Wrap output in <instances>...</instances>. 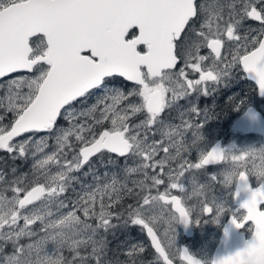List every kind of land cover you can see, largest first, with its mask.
Returning <instances> with one entry per match:
<instances>
[{
    "label": "snow or ice",
    "instance_id": "snow-or-ice-1",
    "mask_svg": "<svg viewBox=\"0 0 264 264\" xmlns=\"http://www.w3.org/2000/svg\"><path fill=\"white\" fill-rule=\"evenodd\" d=\"M201 14L204 19L197 29L194 21ZM245 21L259 22L260 27L249 28L241 35ZM226 44H231L228 56L222 54ZM203 48L210 50L207 55L201 54ZM236 67L255 80L264 95V0H228L219 6L197 4V0H0V90H3L0 109H4L0 115V150L19 157H26L31 150L35 160L30 180L20 176L8 182L11 198L4 194L8 189H0V240L10 241L15 248L12 255L3 258V264H64L63 256L53 259L40 255L49 242L59 251L63 239L57 240L50 234L43 218L37 217L36 209L28 210V206L44 195L55 194L45 191L46 184L40 185L37 170L46 169L66 147L74 149L72 159L77 168L97 155L108 154L112 160L124 158L126 165L129 157L137 156L142 163L126 171L140 172L135 183L143 195L125 206L123 212L113 214L104 208L103 191L99 208L92 194L91 208H73L61 223L65 226L80 223L79 212L85 218L98 220L97 227L106 232L114 226V218H123L126 224L146 231L157 259H162L163 264H174L167 249L175 246V238L169 239L165 246L158 225L163 224V235L167 237L175 232L171 224L177 214L187 226L189 213H193V208L181 196L171 194V190L185 193V174L206 170L209 165L226 162L242 168V182L237 185L236 195L242 189L250 192V197L240 205L246 211L241 214L238 209L226 208L216 201L210 203L205 198L198 214H211L215 222L225 211L231 212V224L238 229L246 222L252 223L253 238L246 247L214 262L238 264L237 257H246L264 234V220L260 219L264 218V173L260 178L253 174L258 181L255 189L248 186V173L264 166V149L259 153L261 165L253 164L250 171L248 161L257 155L254 150L234 155L229 161L223 155L226 150L217 145L202 152L196 162H189L183 156L188 151L184 147V132L195 128L194 135L199 140L200 125L183 121L169 131L159 127L164 124L160 117L165 109L192 93L208 95L210 85H218ZM189 71L198 78H189ZM114 78L135 86L127 91L123 87H110ZM94 91H103L104 95L90 108L77 111L74 103ZM190 111L195 114L197 108L193 106ZM9 113L12 120L4 124ZM137 116L143 119L130 123ZM81 118L87 119L79 122ZM61 119L68 122L67 127L59 126ZM158 131L162 139H150L149 134L155 136ZM40 133L47 135L34 140ZM177 136L179 141L175 139ZM19 137L27 138L14 142ZM49 139L54 140L55 150L42 155ZM161 153L163 157L158 159ZM38 155L39 160L35 159ZM15 171L13 168L12 172ZM52 179L55 181L56 177ZM217 179L210 176L211 181ZM4 182L5 176L0 172V183ZM117 182L113 174L107 188L118 192ZM190 182L198 183L195 176ZM161 185H166L163 192L159 191ZM204 188V184H199L196 191L204 195L200 191ZM153 189L157 190L155 195ZM64 191L63 185L57 187V193ZM120 203L117 199L116 205L110 203L108 207ZM21 220L23 226L18 227ZM37 222L43 227V235L32 240L37 233L31 226ZM6 226L9 231H2ZM23 238L31 242L21 245L19 241ZM85 243L73 241L68 246L75 253L73 259L79 258L81 264H87L89 259L102 264L99 253L106 248V239L93 238L92 252L87 257L76 251ZM137 248L144 251L142 246L134 245L128 256L133 257ZM177 251L181 261L200 264L186 249ZM33 252L37 254L35 260L31 258ZM132 264H136L135 260Z\"/></svg>",
    "mask_w": 264,
    "mask_h": 264
},
{
    "label": "rangeland",
    "instance_id": "rangeland-1",
    "mask_svg": "<svg viewBox=\"0 0 264 264\" xmlns=\"http://www.w3.org/2000/svg\"><path fill=\"white\" fill-rule=\"evenodd\" d=\"M197 4L204 3L206 6L211 5H225L228 0H197ZM227 15V9L225 8V16ZM204 15L201 14L199 18L194 21V25L199 29L200 23L203 22ZM260 25L258 22L254 21H245L242 28L240 29V34L243 35L249 28L257 29ZM255 34V33H253ZM191 35V33H189ZM231 47V44H226L225 53L227 48ZM201 54L207 55L203 49H201ZM210 63V61L206 62ZM235 76L240 78V81L244 82V95L243 102L238 103L236 100L237 93L233 92L226 95L221 101L222 109H218V112L224 113L218 123L219 117L218 113L215 110L217 103L204 102L206 106L203 110H197V113H191V107L195 106L194 97L189 95L185 98V102L182 100L177 101L171 108L165 109L161 114L160 119L164 124L160 125L162 131L171 130V126H180L183 121H187L193 125H200L199 127V136L200 139L197 140L194 135L195 128L189 129L184 132V147L188 148V151L183 154L184 159L189 162H196L200 157L202 152L210 150L212 146L217 141H223V138L227 135V140L223 143L224 158L231 161L232 157L242 156L245 152L255 151L257 153L256 157L253 160L248 161V171L253 167L261 165L262 161L259 159V153L261 149H264V138L258 133H246L244 134L238 130H232L231 126L235 118L243 112L249 105H253L255 108L260 110L264 114V97H262L256 85L247 78V73H245L242 68H240V73H236ZM225 82V78L221 82ZM130 83V82H129ZM255 87H254V85ZM135 85L133 83L123 82L122 79L114 78L110 84V87H123L125 91L131 89ZM209 92L215 94L220 87L218 85H211ZM255 92L253 93V91ZM104 95L103 91H94L92 95L88 96L86 99H81L80 101L74 103V107L77 111H84L90 108L93 104L97 103V100ZM0 96H3V90H0ZM136 99V98H133ZM230 100L227 104L226 101ZM195 101H200L196 99ZM193 102V103H191ZM189 103V104H188ZM236 105L234 106V104ZM182 104H188L182 108ZM230 105H233L230 107ZM211 107V108H210ZM227 107V108H226ZM182 108V109H181ZM181 109V110H180ZM227 111V112H226ZM183 113V116H181ZM4 114V109H0V115ZM191 116V120L189 119ZM217 116V120L215 119ZM87 118H81L79 122H83ZM140 119H143V116L133 117L130 123H138ZM12 120V114H8L3 121L4 124L10 123ZM213 121L211 125H206L205 127L201 126V123L204 121ZM90 122V121H89ZM225 125V126H224ZM62 127H67L68 122L61 119L60 125ZM224 126V127H223ZM230 128V130H229ZM31 135V134H29ZM42 135H47L46 133L36 134L33 139L37 140ZM150 136V139L160 140L162 136L158 131L155 136ZM27 137L16 138L14 142H19L21 139H26ZM177 141L180 140V137H175ZM75 143V141H73ZM55 150V142L53 139L48 140V147L45 149L44 154L51 153ZM75 155L74 149L65 148L61 150L54 161H50L46 169L37 170V175L39 176V183L47 185L46 192L55 193L54 195H44L40 201L36 204L28 206V210L32 208L36 209L37 217L43 218V224L48 227L50 234L56 236L57 240L63 239V247L58 251L56 245L52 242H49L44 249L40 252V255H49L53 259L57 256L64 257V264H81L79 258L75 260L73 257L75 253L68 249V246L73 243V241H87L85 244H81L76 251H78L81 256H90L92 252V240L93 238L96 241H99L101 237L106 239V248L100 252L102 255V264H132V261L141 259L144 256V251L147 247L145 242V230L140 226L136 227V235L132 236L130 233L133 225L126 224L123 218L113 219L112 223L114 226L110 227L108 231H104L97 227L99 221L94 218H85L82 216V213H77L81 215V222H73L71 225L65 226L61 223V220L66 215V213L73 208H91L92 200L94 199L92 194H95V203L97 208L100 205V192H104L103 204L105 210L113 212L117 211V206L109 209V204L116 205V200L119 199L122 203L119 206H122L123 209L124 202L127 198L134 199L136 202L140 196L143 195L142 191L138 190V185L135 183L140 178V172L129 173L126 171V168L137 167L142 161L137 156H131L127 160V165L125 164L124 158H115L117 160H112L108 154L97 155L92 158L87 163H84L82 167L77 168V162L72 159ZM163 157V153L160 154L159 158ZM41 158L38 155L35 159L39 160ZM67 161V165L65 164ZM35 160L31 154V150L26 157H19L16 153H7L6 151L0 150V172L5 176V182L0 183V189H8L4 194L11 198L12 193L9 188V183L15 180L20 176H27L29 180L33 177V164ZM171 167L175 168L176 164L172 163ZM16 169L15 173L12 172V169ZM227 170V171H226ZM158 171V170H157ZM240 171H243L240 167H234L232 164L222 162L220 165H209L206 166V170H196L195 172H187L183 178V183L186 186V192L180 193L178 190H171V193H175L182 197L185 204L193 208V213H190L192 216V227L195 231L194 237L189 238L184 234V231L179 225L178 215L177 219L171 224L174 233H169V236L165 237L163 235L164 226L161 223L158 225V228L161 233V240L164 245L167 246L169 239L175 238V246L168 248V252L173 256L178 264H186L184 261H181L178 258V251L180 250V245L182 243H187L190 250L194 253H198L203 259L212 264L213 250L218 243V239L221 236L222 221L226 214L231 213L225 211L217 221H213L211 214H199V209L201 206V201L205 198L211 203L216 201L218 204L225 206L226 208L232 210H239V213L242 211V208L238 205L237 201L234 199V190L236 187V182L238 174ZM149 173L152 174V170L149 169ZM63 174V175H61ZM113 174H115L117 179L116 188L119 189L118 192H113L110 188H107V185L112 183ZM249 179L252 185L258 184L257 179L253 176V172H249ZM195 176L198 183L193 185L191 184V179ZM210 176H217L216 181H211ZM53 177H56V180L53 181ZM199 184H204L205 188L201 189L204 195H200L196 190L199 188ZM63 185L65 191L62 193H57V187ZM35 186V185H33ZM128 186V188H127ZM166 185H161L159 188L160 192L165 190ZM216 188V189H215ZM216 190V193L213 191ZM152 190V194H156ZM110 197V198H109ZM135 197H138L136 200ZM157 211H160L158 208ZM97 211V215H98ZM199 218V220H196ZM88 224L91 227L85 229L84 225ZM23 226V221H19L18 227ZM33 230L37 233L36 237L31 238L32 240L38 239L40 235H43V227L40 222L31 226ZM93 229H96L95 236L93 235ZM8 232L9 229L7 226L2 230ZM62 234V235H61ZM31 240L28 238H23L19 241L21 245H26L30 243ZM134 245H140L144 248L143 252L139 251L137 248L136 253L133 257L128 256L129 250ZM0 247L3 248V251L0 252V264H3V258L9 255H12L15 252V248L10 241L0 240ZM147 251V249H146ZM36 253L31 254L33 260L36 259ZM157 255V254H156ZM157 256H152V260L144 261L141 264H152L157 262L161 264V259H157ZM163 263V262H162ZM87 264H95L94 260L89 259Z\"/></svg>",
    "mask_w": 264,
    "mask_h": 264
},
{
    "label": "flooded vegetation",
    "instance_id": "flooded-vegetation-1",
    "mask_svg": "<svg viewBox=\"0 0 264 264\" xmlns=\"http://www.w3.org/2000/svg\"><path fill=\"white\" fill-rule=\"evenodd\" d=\"M259 23V22H258ZM225 49H226V46H225ZM225 49H223L222 50V54L223 55H225V56H228V53H225ZM204 50L206 51V52H208L209 53V51L210 50H208V49H206V48H204ZM230 58V57H229ZM240 73V67H236V68H234V69H231L230 70V75L229 76H226V77H224L225 78V82H220L219 84H218V86L220 87V89L215 93V94H212L211 92H209V94L208 95H202V94H200V93H192L191 95H192V97H194V102L196 103V108H197V110H203L206 106H204V102L205 101H207L208 103H212V102H215V103H217V107H216V111H217V113H218V117H219V122L218 123H222L221 121H220V119L222 118V116L224 115V113L222 114V113H220V112H218V109L220 108V109H222V107H221V101H222V99L226 96V95H228V94H230V93H233V92H236L237 93V97H236V100L238 101V103H242L243 102V95H244V82L243 81H240V78L238 77V76H235V74L236 73ZM189 78H198L197 76H196V74L195 73H191L190 71H189ZM117 79H121V78H117ZM249 79V78H248ZM250 80V79H249ZM250 81H252V80H250ZM253 82V81H252ZM254 83V82H253ZM130 84V83H129ZM255 84V83H254ZM253 84V85H254ZM256 85V84H255ZM255 85H254V87H255ZM210 87H212L211 85H210ZM257 87V86H256ZM257 89H258V87H257ZM255 92V90L253 91V93ZM258 92H259V90H258ZM260 94V93H259ZM263 97V96H262ZM196 99H199L200 101H195ZM182 100V102H185V98L184 99H181ZM230 102V100H227L226 101V103L228 104ZM191 103H193V102H191ZM189 104V103H188ZM188 104H182V108L183 107H185V106H187ZM236 105V103L234 104V106ZM231 106H233V105H230V107ZM249 106H251V105H249ZM248 106V107H249ZM253 106V105H252ZM247 107V108H248ZM181 108V109H182ZM207 108V107H206ZM211 108V107H210ZM227 108V107H226ZM246 108V109H247ZM180 109V110H181ZM245 109V110H246ZM223 110V109H222ZM245 110L243 111V112H241L236 118H235V120H234V122L232 123V126H231V129L232 130H238V129H235L234 128V123L237 121V119H239L241 116H242V114H244V112H245ZM227 112V111H226ZM191 116L192 115H189V119L191 118ZM215 119L217 120V116L215 115ZM191 120V119H190ZM213 123V121H207V120H204L202 123H201V126L202 127H205L206 125H211ZM214 123H216V122H214ZM213 123V124H214ZM225 126V125H224ZM223 126V127H224ZM229 130H230V128H229ZM238 131H241V130H238ZM241 132H243L244 134H246V133H251V132H244V131H241ZM259 134V133H258ZM260 135H262V137L264 138V135L263 134H260ZM227 140V135L223 138V141H221V148L223 149V143H224V141H226ZM224 155V154H223ZM243 171H240L239 172V174H238V178H239V176H240V174L242 173ZM238 178H237V182H238ZM250 180V179H249ZM237 182H236V187H235V190H234V199L237 201V203H238V205L240 206L242 203H243V201L245 200V197L243 196V197H241L240 198V201H238L237 199H236V197H235V195H236V189H237ZM250 184H251V181H250ZM251 186L253 187V188H255L256 186H258V184H255V185H252L251 184ZM127 188H128V186H127ZM216 189V188H215ZM153 191H155V189H153ZM213 193H216V190L215 191H213ZM171 194H174V195H177V194H175V193H171ZM179 196V195H178ZM135 199L137 200L138 199V197H135ZM131 201V198H127L126 200H125V202H124V207L127 205V203H129ZM119 208L121 209L122 208V206H119ZM120 211H122V210H120ZM246 210H244L243 208H242V211L240 212L241 214L242 213H244ZM178 215V214H177ZM189 215H190V213H189ZM239 215V214H238ZM190 217H191V225H192V216L190 215ZM231 219H232V213H228V214H226L225 215V217H224V221H222V229H221V236H220V238L218 239V243H216V245H215V247H214V250H213V258H212V264L214 263V260H215V252H216V248H217V246L219 245V243H220V241H221V238H222V234H223V230H224V226L227 224V223H231ZM178 222H179V215H178ZM233 226V225H232ZM193 228V227H192ZM183 230V229H182ZM239 231L240 232H242L243 234H244V239H250L251 237H252V234H253V226H252V223L251 222H246V224L245 225H243L241 228H239ZM135 232V230H131V232L130 233H132V235H136V234H133ZM145 232V234H144V236H145V242L147 243V247H146V249H147V251L148 250H152V252H153V257L154 256H157L158 254L155 252V250H154V248L152 247V245H151V242H150V238L147 236V234H146V231H144ZM184 234L186 235V233L184 232ZM194 234H195V231H194ZM186 236H188V235H186ZM189 238H193L194 237V235L193 236H188ZM252 239V238H251ZM234 242V241H233ZM182 245H186L187 247H188V249H189V251H190V253L191 254H193V255H195V256H197L198 258H200L201 260H202V264H209L208 262H206L204 259H203V257L202 256H200L198 253H194V252H192L191 250H190V248H189V246H188V244L187 243H182L181 245H180V250H181V248H182ZM227 245H229V244H227ZM230 249L231 250H235V245H233L232 243L230 244ZM146 249H145V251H144V253L146 252ZM226 249H228L229 250V248L228 247H226ZM230 250V251H231ZM157 254V255H156ZM231 254V253H230ZM173 257V256H172ZM256 257V249L254 248L249 254H247V256L246 257H237V262H238V264H253L254 262H255V258ZM153 258L152 257H149V256H143L141 259H138L137 260V262H138V264H141L142 262H144V261H148V260H152ZM173 259H174V263L175 264H178V261L173 257ZM162 260V259H161ZM163 262V261H162ZM162 262H160L161 264H163ZM186 264H187V262L186 261H184ZM152 264H158L157 262H154V263H152Z\"/></svg>",
    "mask_w": 264,
    "mask_h": 264
},
{
    "label": "water",
    "instance_id": "water-1",
    "mask_svg": "<svg viewBox=\"0 0 264 264\" xmlns=\"http://www.w3.org/2000/svg\"><path fill=\"white\" fill-rule=\"evenodd\" d=\"M247 77L249 78L248 74H247ZM249 79L252 80L256 84L255 80H253L251 78H249ZM256 86H257V84H256ZM261 96L264 97V95H261ZM234 128L241 130V131H244V132L259 133V134L264 135V114L260 110H258L257 108H255L254 106L251 105L245 110L244 114H242V116L239 119H237V121L234 123ZM217 145H219V147L221 148V141H217L212 146V148L216 147ZM241 182L242 181L240 180V176H239L237 185L240 184ZM248 186L252 189H255L257 187L256 186L255 188H253L250 184L249 179H248ZM243 196L245 197V200H247L250 197V192L242 189L239 192V195H235V197L238 201H240V198ZM260 219L264 220V218H260ZM189 221L190 222L187 224V226L183 222H180V221H179V225L183 229V231L186 233V235L193 236L194 235V229L192 228V225H191L190 215H189ZM232 225L233 224H231L229 222L224 226L221 241L216 248L214 262L218 261L220 259H224L228 255H234L236 252L243 249L246 246V244L252 240L251 238H253V234H252V237L250 239H244L245 238L244 234L242 232H240L238 228H236L234 225L233 226ZM258 240H259V244L255 248L256 249V257H255L256 259H255V262L253 264H264V234L260 235L258 237ZM231 243L236 246L235 250L230 249L229 246ZM227 244H229V245H227ZM226 247H228L229 250L226 249ZM185 249L195 260L199 261L200 264H202V260L200 258L191 254L186 245H182L181 250H185Z\"/></svg>",
    "mask_w": 264,
    "mask_h": 264
},
{
    "label": "trees",
    "instance_id": "trees-1",
    "mask_svg": "<svg viewBox=\"0 0 264 264\" xmlns=\"http://www.w3.org/2000/svg\"><path fill=\"white\" fill-rule=\"evenodd\" d=\"M132 203H135V202H134V199H132L128 204H132ZM116 204H117V202H116ZM132 229L135 230V232H134L133 234H136V228H135V227H132ZM152 254H153V252H152V250L150 249V250H148V251H146V252L144 253V256L152 257V256H153Z\"/></svg>",
    "mask_w": 264,
    "mask_h": 264
},
{
    "label": "clouds",
    "instance_id": "clouds-1",
    "mask_svg": "<svg viewBox=\"0 0 264 264\" xmlns=\"http://www.w3.org/2000/svg\"><path fill=\"white\" fill-rule=\"evenodd\" d=\"M262 173H264V166H261L253 172V174L256 175L258 178H260Z\"/></svg>",
    "mask_w": 264,
    "mask_h": 264
}]
</instances>
